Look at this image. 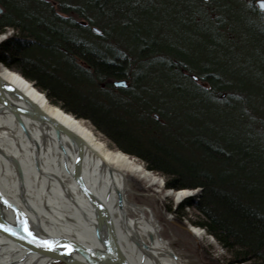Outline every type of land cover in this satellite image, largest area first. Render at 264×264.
<instances>
[{"label":"rangeland","instance_id":"obj_1","mask_svg":"<svg viewBox=\"0 0 264 264\" xmlns=\"http://www.w3.org/2000/svg\"><path fill=\"white\" fill-rule=\"evenodd\" d=\"M42 1L53 5V0ZM59 1L55 0L53 11L73 17L72 6L81 7L86 17L77 16L78 23L98 36L81 43L96 46L95 51L106 58L111 52L117 62L127 66L124 77L106 80L102 88L125 80L126 88L114 89L138 94L135 108L143 109L137 110V118L133 114L129 119L149 143L160 138L162 153L153 155L176 154L184 164H195L208 155L202 143L206 140L226 151L236 150V144H244L246 150L255 148L264 162V14L254 10L261 0H111L103 9L102 0H61L68 5L66 14ZM88 2L96 7H89ZM0 8L5 12L1 3ZM63 25L70 33L71 23ZM12 34L9 29L2 32L0 45ZM25 59L38 65L44 59L43 50L35 48ZM80 119L96 129L111 148L125 152L91 120ZM173 133L181 138L176 146L169 139ZM187 139L193 144H186ZM127 154L156 178L157 183L152 184L130 174L133 199L159 221L162 237L177 254L190 264H212V260L230 264L227 250L199 225L202 216L185 206L200 196L201 189L169 188L163 173L151 170L139 156ZM249 173L254 176L253 184H263L262 169L245 176ZM181 191L187 195L177 199ZM194 228L204 234L198 235Z\"/></svg>","mask_w":264,"mask_h":264},{"label":"bare ground","instance_id":"obj_2","mask_svg":"<svg viewBox=\"0 0 264 264\" xmlns=\"http://www.w3.org/2000/svg\"><path fill=\"white\" fill-rule=\"evenodd\" d=\"M130 174L157 183L19 70L0 65V264L61 263L55 255L74 264H190L134 201Z\"/></svg>","mask_w":264,"mask_h":264},{"label":"trees","instance_id":"obj_3","mask_svg":"<svg viewBox=\"0 0 264 264\" xmlns=\"http://www.w3.org/2000/svg\"><path fill=\"white\" fill-rule=\"evenodd\" d=\"M102 1L100 9L111 0ZM59 2L66 14L68 5ZM0 3L5 7L0 16V34L10 28L17 33L1 43L0 62L19 70L66 111L91 120L125 152L145 160L151 170L163 173L167 187L201 189L200 196L190 199L185 206L196 209L202 216L199 225L227 250L230 264H264V182L258 186L252 183L253 174L249 173L252 179L245 176L249 171H264V162H260L255 148L246 150L244 144H236V150L232 147L226 151L205 140L203 149L208 155H203L195 164H184L176 154L153 155L155 151L162 153L160 138L149 143L145 133L137 132L139 126L129 119L133 114L137 118V110L141 108H135L137 95L133 91L102 88L106 80L124 77L127 66L117 62L111 52L106 58L103 52L95 51L96 46L80 42L98 37L78 23L77 16L86 17L81 7L72 6L73 17H61L53 11L51 3L42 0H0ZM87 5L95 6L92 2ZM67 21L71 23L70 33L62 27ZM35 48L43 50L44 59L38 65L25 59ZM80 60L85 66L77 63ZM213 86L216 85L213 83ZM169 139L174 146L181 142L176 133ZM189 140L185 143L193 144Z\"/></svg>","mask_w":264,"mask_h":264},{"label":"water","instance_id":"obj_4","mask_svg":"<svg viewBox=\"0 0 264 264\" xmlns=\"http://www.w3.org/2000/svg\"><path fill=\"white\" fill-rule=\"evenodd\" d=\"M259 6H261V8H264V6L261 5V2H259ZM1 8H0V13H1ZM114 85L116 87H124L126 88L127 87V82L125 80L123 81H118V82H115ZM54 126L55 127H60L56 122H53ZM61 128V127H60ZM119 251V250H118ZM121 257H122V254H120ZM54 258V261H61V262H64L65 264H74L70 259V257L68 256H65V255H55L53 256ZM125 264H129V262L127 260H123Z\"/></svg>","mask_w":264,"mask_h":264},{"label":"snow or ice","instance_id":"obj_5","mask_svg":"<svg viewBox=\"0 0 264 264\" xmlns=\"http://www.w3.org/2000/svg\"><path fill=\"white\" fill-rule=\"evenodd\" d=\"M261 5L264 6V0H261ZM0 227H4L3 225H0ZM7 231H11V229H6ZM29 235H31V232L29 231ZM46 245H50V242H43ZM69 251H71V248H69Z\"/></svg>","mask_w":264,"mask_h":264},{"label":"flooded vegetation","instance_id":"obj_6","mask_svg":"<svg viewBox=\"0 0 264 264\" xmlns=\"http://www.w3.org/2000/svg\"><path fill=\"white\" fill-rule=\"evenodd\" d=\"M62 263V262H61ZM64 264V263H63Z\"/></svg>","mask_w":264,"mask_h":264}]
</instances>
